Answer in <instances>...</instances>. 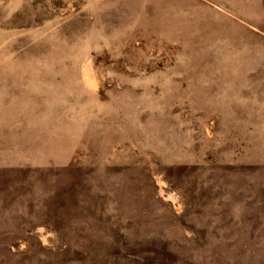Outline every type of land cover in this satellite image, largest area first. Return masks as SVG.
<instances>
[{
	"label": "rangeland",
	"instance_id": "1",
	"mask_svg": "<svg viewBox=\"0 0 264 264\" xmlns=\"http://www.w3.org/2000/svg\"><path fill=\"white\" fill-rule=\"evenodd\" d=\"M0 264H264V0H0Z\"/></svg>",
	"mask_w": 264,
	"mask_h": 264
}]
</instances>
